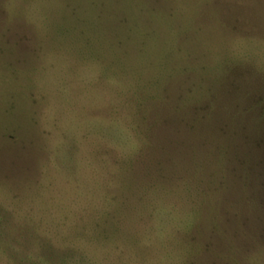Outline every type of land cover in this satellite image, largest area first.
<instances>
[{"label":"rangeland","instance_id":"rangeland-1","mask_svg":"<svg viewBox=\"0 0 264 264\" xmlns=\"http://www.w3.org/2000/svg\"><path fill=\"white\" fill-rule=\"evenodd\" d=\"M262 174L264 0H0V264H264Z\"/></svg>","mask_w":264,"mask_h":264},{"label":"trees","instance_id":"trees-1","mask_svg":"<svg viewBox=\"0 0 264 264\" xmlns=\"http://www.w3.org/2000/svg\"><path fill=\"white\" fill-rule=\"evenodd\" d=\"M234 152V151H233ZM248 162L249 161H244V163H243V165L245 166L244 168H245V172L246 173H248L251 169H250V166H249V164H248ZM262 175H264V174H262ZM251 177V175L250 176H248L247 178H250ZM263 177V178H262ZM261 178L262 179H264V176H262ZM256 179H258V177H256ZM259 179H260V177H259ZM249 180V179H248ZM246 186H248V187H251L252 186V184H250V183H246Z\"/></svg>","mask_w":264,"mask_h":264}]
</instances>
